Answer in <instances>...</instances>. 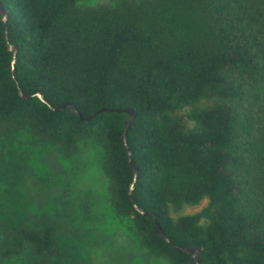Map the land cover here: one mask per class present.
Segmentation results:
<instances>
[{"label":"trees","instance_id":"16d2710c","mask_svg":"<svg viewBox=\"0 0 264 264\" xmlns=\"http://www.w3.org/2000/svg\"><path fill=\"white\" fill-rule=\"evenodd\" d=\"M0 4V137L29 130L67 156L97 140L113 210L168 264H189L177 246L200 249L195 264H264V0ZM3 198L0 264L24 246L56 256L54 225Z\"/></svg>","mask_w":264,"mask_h":264},{"label":"rangeland","instance_id":"374dc122","mask_svg":"<svg viewBox=\"0 0 264 264\" xmlns=\"http://www.w3.org/2000/svg\"><path fill=\"white\" fill-rule=\"evenodd\" d=\"M20 136L21 142L8 139V134L0 137L4 209L24 212L22 219L35 227L54 225L60 250L56 256L42 257L24 246L2 264H168L140 246L129 221L113 210L102 167L104 152L97 140L78 141L75 156H67L29 130ZM205 204L206 199L182 204L171 208V214L194 213Z\"/></svg>","mask_w":264,"mask_h":264},{"label":"water","instance_id":"95a60500","mask_svg":"<svg viewBox=\"0 0 264 264\" xmlns=\"http://www.w3.org/2000/svg\"><path fill=\"white\" fill-rule=\"evenodd\" d=\"M0 13H1V15H2V17H1L2 20L5 22V21H6V18H7V12H6V8H5L4 6H2L1 4H0ZM5 37H7V31H6V30H5ZM8 48H9L11 51H13V52L15 53V52H16V49H17V46L11 44L10 42H8ZM12 61H14V60H12ZM18 91H19V93H20L22 96H25V95L22 93V90H21L20 88H18ZM36 94H37L40 98L43 99L42 94H41L40 92H37ZM65 106H69V107L72 109V111L78 113L79 116H80L81 118H90V117H91V115L83 116V115L78 111V109L76 108L75 104H74L73 102H69V101H66V102H64V103H61V104L55 106L54 108H55V109H59V108L65 107ZM102 110L109 111V110H111V109H110V108H107V107H102V108H99L97 111H102ZM116 110H118V111H120V110L127 111V112L130 114V118L133 116V112H132L131 109H128V108H125V109L116 108ZM130 118L127 119V120L125 121V128L129 125ZM124 138H125V131H124ZM127 151H128V155H130V154H131V149H130L128 146H127ZM129 162H130V164L132 165V168H133V170H134V174H136L137 169L135 168V166H134V164H133V161H132V159L130 158V156H129ZM131 188H132V185L130 186V189H131ZM129 196L131 197V193H130V192H129ZM134 207H135V209H137V210L140 211L141 213H144V214H152V213H149V212H145L144 210H142V209L140 208L139 205H137V204H135V203H134ZM152 215L154 216V214H152ZM155 227H156V231H157V233H158L159 235L163 236L164 239H165L166 241H169V238L167 237V235L165 234V232L162 230V227L160 226V224H159L158 221H155ZM177 249H178V250L185 249V250H187L189 253H191V257H190V260H189V264H195V262L200 261V257H199V255H198V252H199L200 249L195 248V247H184V246H177ZM194 259H196V261H195Z\"/></svg>","mask_w":264,"mask_h":264}]
</instances>
